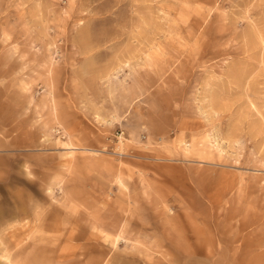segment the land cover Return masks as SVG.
Listing matches in <instances>:
<instances>
[{
    "label": "rangeland",
    "instance_id": "obj_1",
    "mask_svg": "<svg viewBox=\"0 0 264 264\" xmlns=\"http://www.w3.org/2000/svg\"><path fill=\"white\" fill-rule=\"evenodd\" d=\"M0 264H264V0H0Z\"/></svg>",
    "mask_w": 264,
    "mask_h": 264
}]
</instances>
